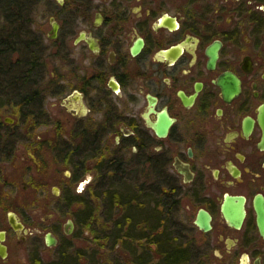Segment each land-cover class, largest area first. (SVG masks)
Here are the masks:
<instances>
[{
    "label": "flooded vegetation",
    "instance_id": "1",
    "mask_svg": "<svg viewBox=\"0 0 264 264\" xmlns=\"http://www.w3.org/2000/svg\"><path fill=\"white\" fill-rule=\"evenodd\" d=\"M44 3L54 9L47 35L72 77L71 87L58 83L55 94L67 112L57 118V157L67 163L65 179H77L78 196L63 233L78 227L106 243L96 226L120 211L97 195L119 181L136 196L152 193L153 206L170 217L181 264H264V0ZM13 146L0 141V162ZM20 185L26 191L30 184ZM10 211L21 227L8 222ZM6 221L12 235L0 229V264L68 258L55 230L32 236L14 210ZM156 236L153 264L163 256ZM139 238L105 253L101 264H120L112 256L142 264V252L133 251ZM95 256L71 260L94 264Z\"/></svg>",
    "mask_w": 264,
    "mask_h": 264
},
{
    "label": "rangeland",
    "instance_id": "2",
    "mask_svg": "<svg viewBox=\"0 0 264 264\" xmlns=\"http://www.w3.org/2000/svg\"><path fill=\"white\" fill-rule=\"evenodd\" d=\"M44 2L45 0H33L29 14L31 35H33L31 41L37 45L35 50L39 63L36 68L31 69V77L37 83L30 84L29 88V90L37 88L40 92L36 95L35 111L32 112L33 108L28 104L27 108H22L24 110L22 114L17 110L15 112L13 108L17 107V101L10 99V95L0 96V141L12 142L14 145L13 153L9 156L6 153L7 156L3 159L8 161L3 164L5 170H0V229L8 228L6 212L14 210L27 227L36 231L32 236L36 235L42 239L46 231L55 230L61 237L60 251L67 253L68 258L73 259L76 253H83L86 257L89 253H96L93 263L101 264L106 258H104L105 253L111 256L116 252V248L120 251L124 250V243L121 244L116 239L114 244L115 240L112 237H122L128 230L115 229V221L121 218V214L115 212L114 220L100 225L98 223L96 226L97 232H102L105 236L106 243L104 240L101 241L102 239L97 241L92 238V233H86L82 228L76 227L67 235L62 231L66 219L72 217L75 212L72 200L78 196L73 194L72 188L77 179L73 181L65 179L64 170L67 169V163L57 157V118L61 114L66 115L67 112L59 107L57 103L60 97L58 95L56 97L55 94L58 83H64L68 90L72 84V77L71 65L61 60V52L58 50L56 40L47 35L50 27L48 15L53 12V6L48 4L46 7ZM52 2L53 0H50L51 4ZM14 56L15 53L11 55L12 58ZM62 74L68 76L60 80ZM29 112L33 116L28 114ZM5 150L7 151V148ZM28 151L36 152L39 169L36 170L30 161ZM23 181L30 184L26 191L18 190ZM61 184L65 186L64 190L59 195H54L52 190ZM119 184L120 182H112L109 185L117 188ZM40 188L41 192H39ZM85 198L87 197L84 195ZM99 201L103 202L101 197ZM8 231L12 235L9 228ZM135 233L133 232V235H137ZM146 233L148 232L138 234L141 243L146 240L143 235H154L153 232ZM150 248L153 249L152 244ZM112 257L120 264H132L125 257Z\"/></svg>",
    "mask_w": 264,
    "mask_h": 264
},
{
    "label": "trees",
    "instance_id": "3",
    "mask_svg": "<svg viewBox=\"0 0 264 264\" xmlns=\"http://www.w3.org/2000/svg\"><path fill=\"white\" fill-rule=\"evenodd\" d=\"M32 4L33 0H0V96L10 95V99L16 100L17 107L13 109L20 114L28 104L34 109L32 112L35 111L36 95L40 93L37 88L29 90L30 84L37 83L31 77V69L39 65L35 50L37 45L31 41L33 35L29 14ZM14 53L16 56L13 60L11 55ZM28 114L33 116L30 112ZM110 190L97 197L99 200L101 197L104 203H109L110 199L112 208L120 211L121 218L115 221V229L128 230L122 237L112 238L119 242L125 238L123 243L126 247L131 246L128 239L137 241L138 234L153 232L152 236L143 235L147 240L138 245V248H133L134 252H142V264L154 262L151 253L155 250L150 245L155 234L159 238L158 251L163 254L158 258L157 264H181L185 258L184 250L172 239L170 217L162 209L153 206L152 193L136 196L134 190L125 188L121 183ZM133 232L137 235H133ZM63 264H74V261L67 258L63 260Z\"/></svg>",
    "mask_w": 264,
    "mask_h": 264
},
{
    "label": "water",
    "instance_id": "4",
    "mask_svg": "<svg viewBox=\"0 0 264 264\" xmlns=\"http://www.w3.org/2000/svg\"><path fill=\"white\" fill-rule=\"evenodd\" d=\"M5 121H7L6 118H5ZM29 155L31 157L32 162L35 163L36 168L38 169L39 168V163L36 161L34 155H32L31 153ZM82 184H83V182L81 183V185ZM53 193L54 194H58L57 187H54ZM7 217H8V222L13 226L14 229H16L19 226L21 227V224H17L16 223L17 217H16V215H15L14 212H12V211L8 212L7 213ZM69 223L71 224V221L70 220H69ZM4 235H5V232L3 230H0V240H3L4 239ZM46 239H47V243L48 244H53L55 242V238H54V236L50 232H47ZM4 251H5V248L0 245V252H4Z\"/></svg>",
    "mask_w": 264,
    "mask_h": 264
},
{
    "label": "snow or ice",
    "instance_id": "5",
    "mask_svg": "<svg viewBox=\"0 0 264 264\" xmlns=\"http://www.w3.org/2000/svg\"><path fill=\"white\" fill-rule=\"evenodd\" d=\"M83 185H81V187H82Z\"/></svg>",
    "mask_w": 264,
    "mask_h": 264
}]
</instances>
